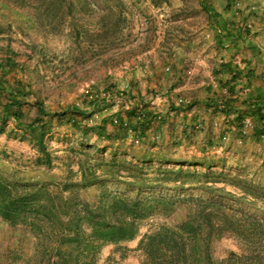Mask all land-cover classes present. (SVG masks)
I'll return each mask as SVG.
<instances>
[{
    "label": "rangeland",
    "instance_id": "374dc122",
    "mask_svg": "<svg viewBox=\"0 0 264 264\" xmlns=\"http://www.w3.org/2000/svg\"><path fill=\"white\" fill-rule=\"evenodd\" d=\"M53 1L64 2L63 11L51 4ZM41 2L46 3L39 7ZM204 2L230 27L241 26L243 39L236 42L224 36L223 43H218L214 24L220 21L203 9L202 0H0V60L8 65L0 70V79L4 74L10 85L21 80L29 86L23 105L24 125L12 117L4 121L0 105V175L16 173L40 184L77 183L81 182L80 165L102 175L107 168L104 162L110 164L117 158L132 162L148 159L149 175L154 176L151 171L158 166L180 167L174 160L157 158L167 156L191 161L204 158L207 161L202 164H184V168L204 171L211 166L229 179L236 176L239 181L264 187V137L260 141L253 138L250 116L252 125H245L242 135L233 129L228 142L210 143L212 148L205 146L201 128L195 125L188 135L170 133L171 125L180 131L178 125L186 120L182 111L170 107L181 104L177 94L185 93L184 99L189 100L192 93L208 96V84L218 88V78H224L221 73L214 75V68L219 69L223 60H233L241 68L250 60L258 73L264 72V0ZM69 3L74 5L72 11ZM110 13L111 19L107 18ZM252 44L256 48L252 49ZM248 91L241 82L239 96L243 98ZM105 92L109 97L103 96ZM37 100L43 103L45 115H39ZM73 106L87 113V117L74 116L79 126L68 120L71 113L58 115ZM129 108L137 113L156 112L153 128L171 116L164 130L168 140L155 139V130L139 140L134 132L125 133L126 121L122 119ZM183 112L192 113V109ZM40 118L51 121L46 153L40 152L36 135L28 127L38 125ZM116 118L120 120L117 124ZM101 125L103 136L97 133ZM147 154L150 157H143ZM222 177L212 178L217 180L216 186L239 197L241 190L235 184L239 181L226 182ZM104 178L82 188L81 195L94 201L104 188L137 194L129 180ZM144 192L166 198L174 195L173 206L165 212L159 208L140 221L135 239L102 245L97 264H142L145 252L139 244L146 234L160 226L174 228L197 212L194 203L185 200L189 196L226 204L264 223V188L256 203L252 198L241 203L230 195L213 196L192 186ZM212 240L209 247L216 259L231 252L238 256L259 254L264 264V230H259L254 244L230 232ZM37 242L26 227L10 226L0 219V264H39L38 256H43Z\"/></svg>",
    "mask_w": 264,
    "mask_h": 264
},
{
    "label": "trees",
    "instance_id": "16d2710c",
    "mask_svg": "<svg viewBox=\"0 0 264 264\" xmlns=\"http://www.w3.org/2000/svg\"><path fill=\"white\" fill-rule=\"evenodd\" d=\"M43 3L46 2H41L39 7ZM51 4L63 11L64 2L53 1ZM68 5L72 11L74 5ZM202 6L220 21L214 24L218 43H223L224 36L236 42L243 39L244 31L241 26L230 27L229 22L222 19L204 0ZM112 16L113 13H110L106 17L111 19ZM251 48L256 46L252 44ZM251 64L252 61L246 60V66L241 68L233 60H223L219 69L214 68V75L228 74L229 78H218L219 90L214 91L213 86L208 85L207 89L211 93L208 92L204 105L212 108L213 113L234 115L227 122L225 132L238 127V132L243 134L245 120L250 116L254 121L253 138L260 141L264 137V72L258 73ZM7 66L0 60V70ZM4 79L3 74L0 79L1 118L6 121L12 117L18 125H24L23 105L29 86L21 80H15L16 83L10 85ZM241 82L249 89L243 98L238 94ZM196 103V100H191L188 104L181 103L179 106L172 103L170 107L186 111ZM35 105L39 115H45L43 103L37 100ZM67 113L72 114L68 120L75 126H79V123L74 116L87 117L86 112L75 106L58 115L64 117ZM125 113L126 118L122 119L126 121L124 132H134L136 140L144 138L157 119L154 113H137L134 108L127 109ZM50 124L51 121L40 118L38 125H28L32 134L36 135V142L42 153H46L45 137L51 132ZM104 131L102 125L97 127L100 136H103ZM157 158L174 160L180 167L167 168L161 165L153 169L151 172L154 176H150V160L132 162L114 158L110 164L104 162L103 166L107 168L102 175L80 165L81 182L77 183L40 184L21 179L16 173L0 175V219L10 226L26 227L38 239V251L43 256H38L39 264H97V252L102 245L120 244L135 239L139 235L140 221L153 215L159 208L165 212L173 206L174 195L167 198L154 194L145 195L146 189L192 186L203 188L213 196L220 194L236 197L243 201L241 203L248 202L251 198L252 203H256L262 195V185L239 181L236 176L229 179L223 172L213 171L211 166H207L204 171L184 168V164L196 166L207 159L191 161L180 157ZM215 176H224L221 180L225 179L226 182L239 181L235 184L241 190L240 196L227 191L225 187L216 186L217 180L212 179ZM101 177L113 182L117 179L129 180V187L136 189L137 194L133 196L104 188L94 201L81 195L82 188L99 183ZM185 200L194 203L197 212L174 228L160 226L146 234L139 244V248L145 252L142 264H262L259 254L238 256L231 252L226 258L216 259L209 245L212 239L220 238L228 232L240 236L248 244H254L259 230H264L263 221L223 203L195 199L194 196L185 197Z\"/></svg>",
    "mask_w": 264,
    "mask_h": 264
},
{
    "label": "crops",
    "instance_id": "0c3cea01",
    "mask_svg": "<svg viewBox=\"0 0 264 264\" xmlns=\"http://www.w3.org/2000/svg\"><path fill=\"white\" fill-rule=\"evenodd\" d=\"M221 76L224 78L227 77V75H225V74L221 75ZM217 87H218V84H217ZM213 88H214V91L219 90L218 88H216V85H213ZM184 94L185 93L177 94V95H180V97H179L180 103L188 104L191 100H196L197 103H196V105L193 106L192 113L185 114V112H183V111L181 112L183 117H186V120H184L183 124L178 125L181 128L180 131H179V129L178 130L175 129V127H174L175 125L173 124L170 126V129H171L170 133L178 132L180 136L181 135H188L189 129H191L192 126L195 125L197 129L201 128V129H199V133L202 134V141L205 142V146H209V144L211 142L216 143L219 140L222 142V144H225L226 142H228V140H230V138H231L232 131H226L225 132L224 130H226L228 128L227 122L229 120H231V118H233L234 115L227 116L225 113H213L212 108H208L207 106L204 105V101L206 100V97H208V96H206L205 98H202L203 96H201L200 94L198 95V94L192 93L193 97L189 100V99H184V97H183ZM210 96H211V94L209 95V97ZM147 112H150V111L147 110ZM151 113H156V112H151ZM207 115H209V116L207 117ZM170 117L168 116L167 120H163L160 123H158L157 126H155L156 128L152 127L150 130H148V131H154L155 130V133H156L155 139H157L158 141L161 138H162L161 142L164 140H168V138L166 139V137H165L164 130H165V124L166 123L168 125H170L168 123V119H170ZM178 121H180V120H178ZM236 130L239 131V128L237 127ZM197 132H198V130H195V133H197ZM240 135H242V134H240ZM167 137H169V136H167ZM200 141H201V139H200ZM155 142H157V141H155ZM213 143H211V144H213ZM212 147L213 146H211L210 148H212Z\"/></svg>",
    "mask_w": 264,
    "mask_h": 264
},
{
    "label": "built area",
    "instance_id": "2783aa9c",
    "mask_svg": "<svg viewBox=\"0 0 264 264\" xmlns=\"http://www.w3.org/2000/svg\"><path fill=\"white\" fill-rule=\"evenodd\" d=\"M109 95L110 94H108V92L103 93V96H108L109 97ZM114 123H116V124L118 123V118L114 119ZM245 125L246 126H251L252 125V120L250 118H247L245 120Z\"/></svg>",
    "mask_w": 264,
    "mask_h": 264
}]
</instances>
